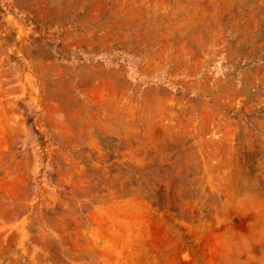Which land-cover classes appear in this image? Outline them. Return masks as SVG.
Listing matches in <instances>:
<instances>
[{
  "label": "rangeland",
  "instance_id": "374dc122",
  "mask_svg": "<svg viewBox=\"0 0 264 264\" xmlns=\"http://www.w3.org/2000/svg\"><path fill=\"white\" fill-rule=\"evenodd\" d=\"M0 264H264V0H0Z\"/></svg>",
  "mask_w": 264,
  "mask_h": 264
},
{
  "label": "trees",
  "instance_id": "16d2710c",
  "mask_svg": "<svg viewBox=\"0 0 264 264\" xmlns=\"http://www.w3.org/2000/svg\"><path fill=\"white\" fill-rule=\"evenodd\" d=\"M29 122H30V120H29Z\"/></svg>",
  "mask_w": 264,
  "mask_h": 264
}]
</instances>
